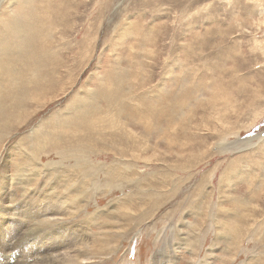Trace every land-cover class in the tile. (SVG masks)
Wrapping results in <instances>:
<instances>
[{"label": "rangeland", "instance_id": "obj_1", "mask_svg": "<svg viewBox=\"0 0 264 264\" xmlns=\"http://www.w3.org/2000/svg\"><path fill=\"white\" fill-rule=\"evenodd\" d=\"M13 3L10 5L7 2L3 6V16L11 11ZM52 7L60 14L58 20L51 12L52 19H49L54 40H57V57L62 61L64 55V61L70 64L73 71L72 78L65 77L66 84L71 79L76 80L71 86L66 85L65 92L54 99L31 106L32 112L29 111L25 119L19 120L16 116L5 127L0 123V130H11L10 134L4 133L0 138V180H4L3 174L10 179V183L2 188L6 191L4 200L7 199L9 204L0 202V207H10L12 212H16L1 218L6 220V230L2 235L0 226V255L20 253V256L13 257L12 264H25L26 252L33 245L41 244L42 237L49 232L44 229L52 225L56 226L53 230H60L67 237L77 241L87 239L85 242L92 245L93 257L89 264L95 261L98 264H260L264 260V241L260 239L264 236V150L259 147L264 143V0H53ZM39 12L43 10L39 8ZM146 36L150 39L144 40ZM40 51L39 46L36 54ZM5 61L2 56L0 66ZM118 65L125 67L131 75L128 78L129 89L125 91L128 94L125 97L118 94L116 102L121 107L117 113L116 109L109 107L105 95H97L103 89V78L107 80L106 90L108 86L122 84L114 74ZM110 75L112 78L109 81L107 78ZM164 81H167V87ZM164 88H169V95L164 93ZM183 88L189 94L188 99L182 97L175 102L176 93ZM158 93L160 95H156ZM89 96L101 106V115L96 118L84 113L81 115L84 116L81 127L55 130H73L75 135L82 128L114 130L109 128L113 127L112 122L128 121L127 128L140 133L145 130L149 117L154 119L155 116L147 110L148 113L144 114L148 118L137 121L145 112L146 102L160 107H174L176 112L169 111L168 114L173 119L169 116L170 119H167L164 114L160 119L163 128L168 123L174 125L173 142L161 141L160 150L174 152L188 149L185 159L193 162L194 166L189 170L192 172L175 168V164L183 159L175 155L168 159L163 155L159 158L161 160H149L155 168L152 175L141 166L137 167L136 174L126 168V178L135 176L140 185L124 178L119 187L120 182L111 180L107 169L109 164L111 168L114 166L113 150L98 157L94 172H91L90 165L86 166L87 172L71 167V163L60 157H65V152L51 151L33 159L34 150L29 143H23L22 137H30V143L36 140L37 143L31 146H43L42 138L34 135L33 131L40 127V130L54 129L56 125L51 123L61 122L66 116L69 117L66 120L74 119L78 113L73 112L69 116L67 110L76 109L79 100ZM12 103L10 100L9 105ZM175 103L183 105L185 116ZM211 103L215 106L211 107ZM122 107L135 109L130 111L131 118L125 119ZM108 116H111L110 119ZM230 128L231 131L221 133ZM116 130H119V123ZM93 138L83 140V133L79 132L75 142L78 145L94 142L108 148L114 145L111 139H106L107 142L109 140L107 145V142L101 143ZM141 149L144 159L152 155L149 148ZM70 152L73 156L75 148H71ZM22 154L27 157L21 159ZM73 160H78L77 156ZM235 160L240 161L238 167H241V173H235L236 176L230 173L228 177V164ZM19 162L24 168L32 164L25 171L28 175L37 166H42L41 175L33 176L35 179L32 177L33 180L26 183L25 176L23 180L18 178L21 172L15 170V167H23ZM83 175L88 176L83 194H77L73 189L66 191L73 184L78 185ZM107 183L111 184L110 187ZM151 184L166 185L162 188L165 191L159 189L166 193L159 199L162 202L159 206L154 205V197L149 194L142 196L140 193L138 196L139 188L143 187L146 191ZM234 196L250 202L248 209L244 204L243 207L235 203L236 214L242 216L237 220L238 227L246 224L242 212L250 218L246 222L252 223L245 237L244 234L237 236L229 228L219 227L220 221L226 217L223 208L234 207L231 205ZM129 205H139L140 208L133 210L134 213ZM17 206L23 210L47 209V214L53 208L58 218L54 216L52 223L44 224L41 233L39 230L37 234L30 233L34 225L26 218L21 220L23 215L17 212ZM258 225L261 226L259 233L256 230L260 229ZM49 241L43 239L41 252L44 255L46 251L52 253V247L60 243L58 239Z\"/></svg>", "mask_w": 264, "mask_h": 264}, {"label": "bare ground", "instance_id": "obj_2", "mask_svg": "<svg viewBox=\"0 0 264 264\" xmlns=\"http://www.w3.org/2000/svg\"><path fill=\"white\" fill-rule=\"evenodd\" d=\"M7 2L10 5L14 2L13 3V8L11 9V11L9 10V12L7 14H5V16H3L2 15V13L4 12L3 6H5ZM36 4H39V7H36ZM52 5H53V0H0V60H1L2 56L6 60L4 65L0 66V79H1L0 80V123L2 125H4V127L8 126L7 123L9 122V120L13 119V118H16V116L19 117V120L20 119H25L26 117L29 116V111L32 110V107H35V105L39 106L42 102L47 101V100H51L55 96H59V94H61L62 92H65L66 85L71 86L76 80V79H71L69 81V83L66 84L65 77L68 76L69 78H72L74 76V74H73V71L71 69L70 64L66 63L64 61V57L65 56L64 55L62 56V61H59L60 57H57V53L59 54V51L57 50L58 48L56 47V42H55L56 39L54 40V35L52 33L53 30H51V25H50L49 19H52L51 12L53 14L55 13V17H57L58 20H59V15L60 14L57 11V9H54L52 7ZM58 6H60L59 3H58ZM108 6H109V4H108ZM39 8H41L43 10L42 13L39 12ZM46 14H49V15H46ZM20 15H21V18H19ZM54 26H55V24H53V27ZM149 39L150 38H148L147 36L144 37V40H149ZM47 42L49 44H47ZM39 46L41 47V51L38 54H36V48H38ZM55 48H57V49H55ZM139 48H141V47H139ZM60 55H61V53H60ZM120 65H118V70L115 71L114 74L116 76V79L118 81L120 80V82H122V84L120 86H116V87L115 86L114 87L108 86L107 90H106L105 85H107V80L103 78L102 79L103 81H101V87H103V89L97 95V96L105 95L106 98H107V101H108L107 104H109V107H111L113 110L116 109L117 113L120 111V107L121 106L118 104V102H116V100H118L119 96L125 97L128 94L127 92H126L127 94H125V91L127 89H129V83H130L129 80L130 79H128V78H130L129 76L131 75V74L128 73L127 69L125 70V67H119ZM72 74H73V76H72ZM105 76H107V75H105ZM172 76L173 75H171L170 77H172ZM110 78H112L111 75H110V77L108 76L107 79H109V81H110ZM137 78H138V76H137ZM164 82H165L164 86H166L167 81H164ZM122 86H124V88H121ZM167 89H169V88H167ZM167 89L164 88V90H165L164 93L169 95ZM161 91L162 90H160V92ZM170 92L172 93V91H170ZM130 93H132V92H130ZM118 94H119V96H118ZM156 95H160V93H158ZM226 95H227V93H226ZM187 96H189V94L186 92V90L184 88L180 89L176 93L175 102H176L177 99L180 100L179 98H182V97H185V99H186ZM47 97H50V98L46 99ZM164 98H165V96H164ZM167 98H168V96H167ZM10 100L13 102L12 105H9ZM184 102H185V100H184ZM177 103H178V101H177ZM185 103H182V104H185ZM125 105H127L126 102H125ZM127 106H125V107H127ZM212 106H215V104L214 105L212 104L211 107ZM100 107L101 106L97 103V101L95 99L91 98V96L83 98V99H80L78 104H77V108L76 109L67 110V115H69V114H71L73 112L78 113L77 115H75L74 119L66 120V119H69V117L66 116L67 118H65V120H62L61 122H53V123H51L53 126L56 125V127L54 129H51V130H47V129L40 130L41 129V127H40V128H38V129L33 131L34 135L40 136L42 138L43 146H31V144H36L37 142H36V140H33L30 143L29 142V141H31L30 137L27 138V139L26 138L24 139L22 137V141H23V143H29V146L34 150V154L35 155L33 156V159H39V157H42L43 153H45V155H46L48 152H51V151H56L57 153L65 152V157H63L60 154H58V155H60L62 160H66V161H68V163H71V167L75 168L76 170L78 169V170H80L82 172H87V169H86L87 165L91 166V172H92L94 166L97 164L96 160H98V157L100 155L106 154L105 152H110L111 150H113V151H115V153L113 154L114 155L113 157H115V158L112 159V163H113L114 166L112 165L113 168H111V165L109 164L108 165L109 167H107V169H108V174L110 175V179L115 181V182H118V181L120 182L118 184L119 187L122 186V183H123L122 180L124 178H126V176H125L126 168L128 169V171H129V169H132L135 172V174H136V170L138 169L137 167L139 166V168H140V166H141V167H144L147 170H149L150 171L149 175H152L155 168H154V165L151 162H149V160H151V161L161 160L159 158H162L163 155L167 156L168 159H170L171 155H175L177 158L183 159V160H181L180 163H176L175 164V168L177 170H179V171L189 172L190 168H192L194 166L193 162L190 159H185L187 157V154H189V153H187L188 149H182V150H178V151H174V152H171V151H168V150H160L161 149V147H160L161 141H166L168 143H172L173 142V138H172L171 135H172V131H174V125H172V123H168L167 126L165 128H163V124H162L160 119H161V116L163 114L165 115V117L167 119H170L172 117V115L170 116L168 114H169V111H175L176 112V110L173 109L174 107H171V108L160 107V106H158L156 104H154V105L151 104L150 101L146 102V106L144 107V111L145 112H142V114L137 118V121L139 119H141V118L147 117V115H145V114L148 113L147 110H151V112H153L155 116H154V119H151L149 117L148 121L146 122L147 126L144 127L145 130L141 129L143 132L140 131V133L138 131H136V130H132V129L130 130L129 128H127V127H129V124H128L129 122L128 121H127L128 123L127 122H123V123L121 122L120 123V121L118 119L117 120L119 122H115L114 121V122H112L113 127H109V128H114V130H85L86 128H82V130H78V132H76L75 135L73 133V130H60V129L59 130H55L56 128L72 129L74 127H81L82 120L84 119V116H81V115L86 113V114H89V115L94 116V117L97 118V115H101L100 112H99V111H102L100 109ZM176 107H177V109L180 108L181 114L185 116L186 111L183 109V105L182 106L177 105ZM122 108H123V114L125 115V119L127 120V117L131 118L132 116L130 114V111H133L134 108L133 109L130 108V107L127 108V109L124 108V107H122ZM71 115H73V114H71ZM71 115H69V116H71ZM176 115H177V113H176ZM102 117H104V116L102 115ZM110 117L111 116H108V119H110ZM177 117H178V115H177ZM172 119H173V117H172ZM251 120H253V118ZM13 122L14 123L16 122L15 119H14ZM133 122H134V120H133ZM10 123H12V121H10ZM117 123H119V130H116V124ZM103 125H105V124H103ZM107 125L108 124H106V126H104V128L107 127ZM125 127H126V129H123ZM0 129H2L1 125H0ZM231 129L232 128H230L228 130H225V132L222 131L221 133L224 134L226 132L231 131ZM37 130H39V131H37ZM79 132L83 133V138H84L83 140H87L90 137L93 138V137L96 136L97 138H93V139H95V140H97L99 142L102 141L101 143L107 142L106 139H109V140L111 139L112 140L111 143L114 144V145H111L110 148H108V146H103L104 144L103 145H98V143L96 144L94 142H93V144H90V143L88 144L86 142V143H83L82 145H78L77 142H75V139H76V136L78 137ZM91 132H92V135H90ZM100 132H101V134H100ZM4 133L10 134L11 130H0V138L3 137ZM220 136H222V134L219 135V137ZM219 137H218V139H219ZM162 138H164V139H162ZM184 138H185V135H184ZM109 140H108V142H109ZM19 141H21V139H19ZM108 142H107V145H108ZM213 142L215 143V141H213ZM182 143L184 145H186V143H185V141L183 139H182ZM205 144H206V142H205ZM261 146L263 147V149H262V151H263L264 150V143H262L259 147H261ZM71 148H73V149L75 148V153L73 154V156L70 155V153H73V152H70ZM141 148H143V149L149 148L152 151V155L150 157L145 156V158L147 160L144 159L143 153H142L143 150ZM16 149H17V147H16ZM76 156H77L78 160L74 161L73 157H76ZM9 157H11V156H9ZM26 157H27L26 154H22L21 155V159H24ZM100 157H102V156H100ZM41 161H40V163H41ZM142 162H143V165L141 164ZM146 162H148V163H146ZM12 163H13V161H12ZM27 163H28V161H27ZM36 164H39V162L36 163ZM239 164H240V161H236V160L235 161H231L228 164V170H226V173H228V177H229L230 173H233L235 175V173L241 171V170L239 171V169L241 168V167H238ZM3 165H4V163H3ZM3 165H1V166H3ZM21 165L23 166V164H21ZM5 166L8 167V165H6V164H5ZM29 166H32V164L28 165V167ZM28 167L24 168V166H23L21 168V166H20L19 169L17 167H15V170L17 169V172H19V171L21 172V174H19L18 178L20 177L23 180V177L25 176L24 178H26L25 179L26 183L31 181V180H33L32 179L33 176L38 177V176L41 175V172H39V171H41V167L42 166L41 167L37 166L36 169L34 168L33 172L31 171L32 173H30V175L25 174V171L28 169ZM39 167H40V169H38ZM57 167H59V166H57ZM65 168L68 169L66 166H65ZM69 168H70V166H69ZM29 169H31V168H29ZM164 170H165V168H164ZM236 170H238V171H236ZM69 171H71V170H69ZM133 171H132V173H133ZM157 171H159V170H157ZM242 171H243V169H242ZM5 172H8V171H5ZM10 172H12V171H10ZM190 172H192V171H190ZM10 175H12V174H10ZM2 176H4L3 177L4 180H5V178H7V180L6 181L0 180V202H5V204H7L6 202L8 200L7 199L4 200V198H5L4 195H6V191L4 189H2V188L4 186H7L10 183V179H9V177L6 176V174H3ZM95 176H97V173H95ZM87 179H88V176L87 175H83V177H81V179H80L81 182L78 185H74L73 184L69 188H66L67 189L66 191H68V190L70 191L71 189H73V191L75 193H77V194H80V193L84 192L85 187H86V183H87V181H86ZM126 179H127V181H129L131 183H135V182L139 183V181L136 180L135 176H133L131 179H128V178H126ZM98 182H100V180ZM140 182H141V180H140ZM107 185H108V187H110L111 184L107 183ZM139 185H140V183H139ZM165 186L166 185L162 186L160 184H151V187L149 188V190L144 191V188L141 185L142 189L139 188L140 192H139L138 196L140 195V193H141L142 196H144L145 194H149L150 196L154 197V202H153L154 205L159 206L162 203L159 199L163 195H166V193L162 191V190L165 191V189H162L163 187L165 188ZM95 188L96 187H94L93 190ZM159 189H162V190H159ZM12 193H13V191H12ZM69 194H71V192ZM95 194H97V193H95ZM76 196H78L80 198L79 195H76ZM131 196L133 197V195H131ZM85 198H84V201H85ZM88 198L89 197H87L86 199H88ZM233 199L234 200H233L231 205H233L234 207L230 208V209L223 208L224 212L226 213V217L222 221H220V225H219V223H218V225H219L220 228H224V229L229 228L231 231H234L235 234L237 233V236H241L242 234H244V237H245L246 234H248V230H250V228H252L251 227L252 223L249 224L248 222H246V219L250 221V218H247L246 216H244V213L242 212L243 217H245L244 221H245L246 224L243 225L242 227H238L237 220L239 218H241L242 216L240 217L241 214H236L237 206L235 205V203L238 202L243 207H244V205H246L247 209H248V206H249L250 202L248 200H246V199L242 200L239 196H234ZM30 200H31V198H30ZM149 201H151V200H149ZM62 202H63V200H62ZM130 203H132V202H130ZM148 203H150V202H148ZM203 204H201V205H203ZM242 204H244V205H242ZM86 205H84L85 209H86ZM129 206H130V210L131 211H133V210L136 211V210H138L140 208L139 205L138 206L129 205ZM142 206H143V204H142ZM19 207L20 206H17L16 210L19 209L17 212L18 213L19 212L22 213L23 217H22L21 220L26 218V220H28V222H30V223H32L34 225L33 228H32V231L30 233H36L37 230H39V232H40V229L43 228L44 224L49 225L50 223H52L53 220H55L54 216H57V214H55V210L53 208H51V211L48 213L49 214L48 215L47 214V209H46V211H45V209H43L42 211L39 210V209H35V210L31 209L30 210V208L23 210V209H20ZM87 207H89V206H87ZM9 208L8 207L7 208L0 207V226H1V234L2 235L5 233V230H6V226L4 225L6 223V220L3 221V219H1V218L4 215L10 216L11 214L16 213V212H12V208H10V209ZM108 208H110V207H108ZM111 208H113V207H111ZM83 209H84V207H83ZM143 209H145V208H143ZM101 210L99 209V211H101ZM5 211L7 213H4ZM239 211H241V210H239ZM59 215H62V214H59ZM214 215H213V219H214ZM57 218H58V216H57ZM117 223H118V221H117ZM258 226L260 227V229L256 228V230L259 233V231L261 230V226L260 225H258ZM55 227L50 225L48 228L44 229L45 232L46 231H49V232H46L45 233L46 235L44 237H42L40 245H36L35 244L31 248H29V250L26 252V256H25V259H24L25 260V262H24L25 264H63V262L65 264H89V263H91L93 261V259H92L91 262H90V258H93V257H91V255H92L91 254L92 253V245L88 244V241L85 242L87 239H82L81 238L82 239L81 241H77L73 237L70 238L69 236L67 237L66 234L65 235L62 234L60 232V230H53V229H55ZM262 228H263V226H262ZM109 229L111 230L112 228H109ZM109 229H108V231H109ZM44 230L42 229V234H43ZM94 231L95 230H93L92 232H94ZM59 233H61L63 235L62 239H61ZM219 233H220V230H219ZM258 233H256V234L258 235ZM86 235H89V234H87V231H86ZM4 236H6V235H4ZM226 237H229V236L226 235ZM43 239H48V241L50 240L49 242H55V239H58V240H60V243L58 245L52 247L53 248L52 253H48L46 251L45 255H44V253L42 254V252H41L42 251ZM260 239H261V241H264V236H262V238H260ZM183 243H185V242H183ZM236 243L238 245V242H236ZM211 244H213V243L211 242ZM109 245H111V244H109ZM28 247H30V246H28ZM179 247H180V245H179ZM111 249H112V247H111ZM4 252H6L5 249H4ZM112 252H114V251H112ZM175 252H176V250H175ZM20 255H21L20 253H18V254L14 253L13 255H4V254H2V255H0V264H12L13 263L12 262L13 261V257L20 256ZM43 255H44V257H43ZM105 255H103V256H105ZM97 256H98V254H97ZM252 258H254V257H252ZM21 260H22V258H21ZM263 261L264 260H262L261 263ZM95 263L98 264V262H96V261H95ZM254 263H255V261H254Z\"/></svg>", "mask_w": 264, "mask_h": 264}]
</instances>
